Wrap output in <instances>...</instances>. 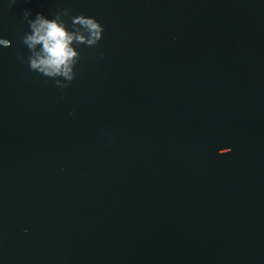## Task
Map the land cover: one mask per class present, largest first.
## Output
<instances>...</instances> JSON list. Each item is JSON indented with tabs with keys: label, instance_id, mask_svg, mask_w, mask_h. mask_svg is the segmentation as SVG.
I'll return each mask as SVG.
<instances>
[{
	"label": "water",
	"instance_id": "1",
	"mask_svg": "<svg viewBox=\"0 0 264 264\" xmlns=\"http://www.w3.org/2000/svg\"><path fill=\"white\" fill-rule=\"evenodd\" d=\"M9 5L0 264H264V0ZM63 9L104 32L58 88L23 12Z\"/></svg>",
	"mask_w": 264,
	"mask_h": 264
},
{
	"label": "clouds",
	"instance_id": "2",
	"mask_svg": "<svg viewBox=\"0 0 264 264\" xmlns=\"http://www.w3.org/2000/svg\"><path fill=\"white\" fill-rule=\"evenodd\" d=\"M15 3L16 0H10L9 6ZM69 13V9H63L57 11L53 18L37 13L33 19L29 10L23 12V19L29 25V32L22 40L30 53L29 69L54 80L58 88H67L75 79L74 69L81 55L76 46L94 47L104 32V27L95 17L83 14L71 17L69 29L65 20ZM0 46L11 47V41L0 38ZM230 152L231 149L223 155Z\"/></svg>",
	"mask_w": 264,
	"mask_h": 264
}]
</instances>
